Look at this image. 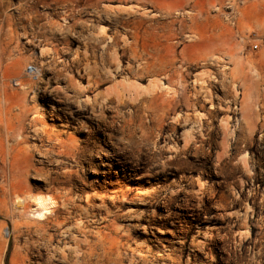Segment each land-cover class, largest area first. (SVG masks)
Returning <instances> with one entry per match:
<instances>
[{"label": "rangeland", "instance_id": "rangeland-1", "mask_svg": "<svg viewBox=\"0 0 264 264\" xmlns=\"http://www.w3.org/2000/svg\"><path fill=\"white\" fill-rule=\"evenodd\" d=\"M165 3H171V7L167 8ZM138 8L147 10L149 15L144 18L136 12ZM103 52L107 57L102 55ZM115 52L120 55L118 58L123 67L117 79L129 76L127 79L147 86V81L157 78L183 97L171 108H176L177 104L183 107L172 110L162 119L157 118L155 112L145 113L133 106H128L127 111L125 108L120 111L110 109L106 112L110 121H107L108 127L102 125L99 130L94 120L87 119L89 109L87 113L77 112L76 100L105 93L112 79L104 76V70H115L116 65L110 56ZM205 56L207 64L202 61ZM142 62L150 63L143 65ZM89 65L97 66L98 74L88 76L89 72L84 68ZM29 66L36 68L38 73L30 74L27 71ZM150 66L154 67L151 69ZM205 68L213 69L221 81L211 85L215 102L219 105L206 125L210 127L211 124L214 129L211 145L192 150L186 156L181 154L175 163L169 164L172 153L164 149V142H169V135L174 132L173 117L176 113L193 114L194 81ZM95 81L99 82L96 86ZM80 86L89 91L83 93ZM55 87H61V104L49 94ZM147 95H142L144 99L141 96V100H149L150 95ZM184 101H187L186 106ZM21 103L25 105L22 109L18 106ZM199 105L205 107L202 112L210 111V104L201 100ZM52 106L62 109L55 111L61 116L60 120L51 114L54 113ZM27 107L30 110L27 111ZM129 108L138 114L131 112V118ZM67 112H73L74 118H70ZM225 118L229 119L235 137L230 158H225L222 168L216 170V155L221 151L218 150L221 140L218 121ZM9 126L14 128L12 134L8 133ZM92 128L95 132L91 134L89 130ZM182 132L180 129L175 136L180 139ZM159 133L162 140H157ZM47 139L55 141L48 143ZM58 140L75 145L81 155L77 154L74 160L69 156H57L61 150L55 146ZM49 147L50 151L53 150L48 153L50 156L46 155ZM0 149V197L11 183L19 181L24 190L32 189L36 193L40 189L38 193L59 196L61 201L68 198L71 203L77 202L72 205L74 217L70 224L80 218L76 209L86 206L87 193L107 200L110 214L96 209L97 218L82 219L95 238L106 235L107 231L115 232L112 235L120 242L122 256L116 250L107 255L99 250L100 258L106 264H129L133 256L135 264H144V261H148L147 264H264V0H0ZM232 156H236L234 160ZM238 158L245 159L247 164L242 165ZM59 159L61 162L58 163ZM229 160L233 164L228 163ZM161 162L168 163L167 172H160ZM122 168L126 169L125 173L120 171ZM149 169L154 173L158 170L154 178L134 180L139 173ZM198 180L207 187L208 193L203 198L195 192ZM147 190H156L158 201L170 196L171 191L177 190L179 194L168 207L156 209V216L151 206H141L142 201H139ZM115 195L120 196L119 200L127 197L130 204L116 208L121 205L111 203ZM92 203L98 208L100 201ZM130 209L143 211L145 221L139 224L128 221V214L133 213L128 212ZM214 215L222 216L223 221L216 223ZM3 220L0 214V221ZM146 220H150L149 223ZM7 222L9 227L5 234L12 231L11 220ZM242 224L248 228L246 237L239 234ZM144 226H149L147 233L143 231ZM196 231L211 232L207 253L191 251L190 243L197 235ZM22 237L15 240L11 236L5 251L0 253L3 255L0 264H52L43 250V259L39 260L35 254L31 256L34 259L30 257V260L23 261L26 251L25 236ZM129 244L130 249L127 248ZM131 248L138 251L133 255ZM97 260V256L93 257L92 263Z\"/></svg>", "mask_w": 264, "mask_h": 264}, {"label": "bare ground", "instance_id": "bare-ground-1", "mask_svg": "<svg viewBox=\"0 0 264 264\" xmlns=\"http://www.w3.org/2000/svg\"><path fill=\"white\" fill-rule=\"evenodd\" d=\"M171 3H165V6L167 8H170ZM137 13H139L140 15L144 16V18H146V16L149 15L148 11L142 8H138L136 10ZM197 19V18H196ZM193 22V20H192ZM195 22V21H194ZM102 40V39H101ZM97 41H100L99 39ZM96 41V42H97ZM103 41L105 42V39H103ZM101 41V42H103ZM112 41V40H111ZM110 42V40H109ZM99 43V42H98ZM108 43V42H106ZM100 45V44H98ZM108 45V44H106ZM104 45V46H106ZM217 45V44H216ZM102 46V45H101ZM103 46V48H104ZM110 46V45H109ZM219 47V46H218ZM106 48V47H105ZM110 49V48H109ZM105 50V49H104ZM86 51V50H85ZM84 51V52H85ZM101 51V50H100ZM106 51V50H105ZM113 51V50H112ZM102 52V51H101ZM108 52V50H107ZM105 54L108 55V53L105 52ZM85 55L87 56V54L85 53ZM89 55V54H88ZM104 55V52L103 54ZM85 56V57H86ZM105 56V55H104ZM111 59L113 60V62L115 63L116 67L115 70H104V73L106 76V78H110L112 79L111 84H109V86H106V90L105 93H96L93 97L87 96L85 99H83L82 101H78L75 99V97H73V99L76 100V102H78V105L75 104V106L77 105V112L80 113H87V110H90V115L87 117V119H91L95 121V125L97 126V128L99 130L100 127L103 125L104 128L105 126H107V117H106V112L110 111V109H112V111L118 110L120 111L122 108H126L128 106H133V108L137 109H142L143 111L146 112H155L157 113V118H164L166 117V115L170 114L172 112V110H177L178 107H183L182 105H178L176 106V108H171L173 106V103H175L178 99H182V95L177 94L178 92L174 91L173 89H169L168 86L162 84L160 82L159 79L157 78H149L150 80L147 81L148 84H146L147 86H143L141 84H139L137 81H132V79H127L129 76H127V78H123L122 80L117 79V77L119 76V73L122 71V62L120 63L118 55L115 53H111ZM83 57V56H82ZM93 57V56H92ZM107 57V56H105ZM154 57V55L152 56ZM156 57V56H155ZM154 57V60H156V58ZM210 58V57H209ZM89 59V58H88ZM108 59V58H107ZM110 59V61H111ZM158 59V58H157ZM220 59V58H219ZM216 60V59H215ZM85 61V60H84ZM91 61V60H90ZM103 61V60H102ZM100 61V62H102ZM109 61V60H108ZM109 61V62H110ZM147 61V60H146ZM149 61V60H148ZM202 61L207 64V58L206 56L202 59ZM213 61V60H212ZM211 61V62H212ZM89 62V61H88ZM104 62V61H103ZM111 62V63H113ZM151 62V61H150ZM150 62H145V63H150ZM154 61H152L153 63ZM201 62V61H200ZM202 62V63H203ZM217 62V60L215 61ZM107 63V62H105ZM113 63V65H114ZM143 65H145L144 62H142ZM209 63V62H208ZM214 63V62H213ZM220 63V62H219ZM91 64V63H90ZM97 64V63H96ZM154 65H156L155 63H153ZM204 64V65H205ZM218 64V63H217ZM95 65V64H94ZM99 62L97 64V66L99 67ZM152 65V64H150ZM211 65V64H210ZM97 66H95V68L93 66H88L84 69H86V72L88 74V76H91L92 74L94 75V73H97ZM112 66V65H111ZM140 66V65H138ZM137 66V68H138ZM147 66V65H146ZM158 66V65H156ZM155 66V67H156ZM207 66V65H206ZM102 67V66H101ZM145 66H142V68ZM154 67V66H153ZM153 67L150 66V68L152 69ZM213 67H216V65H214ZM108 68H110L108 66ZM207 68V67H206ZM206 68L202 71L203 73L200 74L199 76L196 77L195 79V85L193 87L194 89V101L192 102V108L193 110V114L191 113H186V114H180V113H174L175 116L173 117V123H174V132L172 133V135H169V142H164V149L169 151L168 153H172V155L169 157L171 162H168L169 164L176 161L178 159V157L182 154L185 156L192 152V150H198L201 147H204V145H211V141H210V137H211V132L214 130L213 127H206V125L208 124V119H211L213 116L212 114L216 111V108L219 107L218 104H216L215 102V94L213 93V91L211 90V85L214 86L217 85L218 83H221L220 81V77L217 76V73L212 72L214 71L213 69L209 68L206 70ZM219 68V67H218ZM104 69V68H103ZM128 69V68H127ZM145 69V68H144ZM150 69V71H151ZM157 69V68H156ZM211 69V70H210ZM215 69V68H214ZM100 70V69H99ZM139 70V69H138ZM137 70V71H138ZM155 70V68L153 69ZM216 70V69H215ZM67 71V70H66ZM102 71V70H101ZM143 71V70H142ZM149 70H147L148 72ZM157 71V70H155ZM125 72V71H124ZM146 72V71H145ZM218 72V71H217ZM38 73V71H36V74ZM58 73V72H57ZM122 73V72H121ZM155 73V72H154ZM153 73V74H154ZM159 73V71H158ZM40 74V73H39ZM38 74V75H39ZM96 74V75H97ZM132 74V73H131ZM150 74V73H149ZM148 74V75H149ZM224 74V73H223ZM92 75V76H93ZM124 75V74H123ZM136 76V75H135ZM152 76V75H151ZM158 76V75H157ZM156 76V77H157ZM220 76V75H219ZM84 78V77H83ZM89 78V77H88ZM98 78V76H97ZM104 78V79H106ZM137 78V77H136ZM90 79V78H89ZM94 79V78H93ZM139 79V78H138ZM141 79V78H140ZM98 80V79H97ZM109 81V79H107ZM106 80V81H107ZM137 80V79H136ZM142 80V79H141ZM181 80V79H180ZM82 81V80H81ZM91 81V80H89ZM93 81V80H92ZM101 81V80H100ZM182 81H185V79ZM181 81V82H182ZM93 83V82H92ZM97 84H99L98 81H95L94 86H96ZM70 85V84H69ZM91 85V83H89V86ZM87 86V85H86ZM85 86V87H86ZM89 86H87L89 88ZM93 86V87H94ZM100 86V85H99ZM81 87V86H80ZM83 88V86L81 87V91L83 93H85V91H89L88 89ZM56 88V89H55ZM53 88V90L51 89V91H49L50 95L53 97V99L55 100V102H57L58 104H61L63 101L59 98V94L61 93L60 88L58 89L57 87ZM102 88V87H101ZM34 90V89H33ZM91 90V89H90ZM35 91V90H34ZM63 91V90H62ZM66 91V90H65ZM142 92V94H141ZM147 95H150V99L149 100H141V96L145 95L144 93ZM36 93V92H35ZM34 93V94H35ZM64 93V92H63ZM67 93V92H66ZM80 93V92H79ZM154 93H157L159 96L155 97ZM62 94V93H61ZM65 94V93H64ZM70 95V94H69ZM147 95V97H148ZM36 94L33 96V98L35 99ZM64 97H68L65 96ZM63 97V98H64ZM78 97V96H76ZM81 97V96H80ZM72 98V97H71ZM143 98V96H142ZM33 99V100H34ZM71 99V100H73ZM144 99V98H143ZM147 99V98H146ZM67 100L69 101V97L67 98ZM70 100V101H71ZM203 101L207 104H210V111H208L207 113H204L202 111H205V107L204 105H199L200 101ZM36 101V100H35ZM74 101V100H73ZM72 101V102H73ZM22 102V101H21ZM185 102V106L187 105V101ZM65 103V102H64ZM113 104H115L116 106L113 107ZM204 104V103H203ZM67 105V104H66ZM65 105V106H66ZM70 105V104H69ZM18 106L22 109L23 107H25V105L23 103L18 104ZM56 106V105H55ZM71 106V105H70ZM74 106V107H75ZM59 108V107H58ZM67 108V107H66ZM71 108V107H69ZM51 109L54 111V113L52 112L51 114L54 115L55 117H57L56 119L60 120L61 116L59 115V113H55V111L57 112V110H61L62 109H57V107L55 108L54 106L51 107ZM57 109V110H56ZM130 109V108H129ZM134 109V110H135ZM219 109V108H218ZM30 110L27 107V111ZM64 110V109H63ZM124 110V109H123ZM128 110V108H127ZM126 110V111H127ZM132 112V110L130 109L129 111V115L132 118V113H137V111ZM182 110V109H181ZM23 112V110H21ZM20 111V113H22ZM70 111V110H69ZM117 111V112H118ZM142 111V112H143ZM51 112V111H50ZM76 112V111H75ZM124 112V111H123ZM177 112V111H176ZM189 112V111H188ZM217 112V111H216ZM70 118H74V113L73 112H67ZM113 113V112H111ZM116 113V112H115ZM122 113V112H121ZM153 113V115L155 114ZM79 114V113H78ZM110 114V113H108ZM138 114V113H137ZM149 114V113H148ZM22 115V114H21ZM50 115V114H49ZM123 115V114H122ZM120 115V117L122 116ZM136 114H134L135 116ZM152 115V116H153ZM156 115V114H155ZM36 116V114H35ZM34 116V117H35ZM133 116V117H134ZM147 116V114H146ZM151 116V115H150ZM215 116V115H214ZM125 117V115L123 116ZM122 117V118H123ZM128 117V116H127ZM149 117V116H148ZM155 117V116H154ZM211 117V118H210ZM38 118V117H37ZM37 118H33L35 121H37ZM79 118V117H78ZM32 119V120H33ZM53 119V118H51ZM125 119V118H124ZM215 119V118H214ZM2 120V119H1ZM63 120V119H62ZM61 120V121H62ZM158 120V119H157ZM35 121H33L35 123ZM126 121V120H125ZM155 121V119L153 120ZM210 121V120H209ZM12 122V121H11ZM87 122V121H85ZM93 122V121H92ZM218 130L220 131V136H221V140H220V147L218 148V150L220 149L221 151L219 153H217L216 155V170L218 168H222L223 163L225 162V158H227V160L230 158V153H231V148L232 147V142L233 138L235 137V131L231 130L232 128L229 125V119H222L221 121H218ZM81 123V122H80ZM110 123V121H109ZM32 123L30 122V125ZM78 124V123H77ZM89 124V123H88ZM109 125V124H108ZM111 125V124H110ZM109 125V126H110ZM12 126V125H11ZM11 126H9L8 129V133L12 134L14 131V128H12ZM15 126V125H14ZM32 126V125H31ZM37 126V125H36ZM66 128H69L67 125H63ZM83 127V126H82ZM108 127V126H107ZM113 127V125L111 126ZM171 127V126H170ZM215 127V126H214ZM71 128V127H70ZM89 128V127H88ZM110 128V127H109ZM23 129V128H22ZM37 129V128H36ZM82 129V128H81ZM180 129L183 130L180 139L177 138L175 136V133L178 132ZM216 129V130H217ZM35 130V129H34ZM33 130V131H34ZM38 130V129H37ZM77 130V129H76ZM83 130V129H82ZM94 129L92 128V130H89V132L92 134ZM107 130V129H106ZM110 130V129H109ZM85 131V130H84ZM219 131H216L219 134ZM38 132V131H36ZM98 132V131H96ZM106 132V131H105ZM7 133V134H8ZM62 134V132H59ZM110 133V132H109ZM149 133V132H148ZM147 133V134H148ZM40 133H37V135ZM60 134V135H61ZM101 134V133H100ZM106 134V133H105ZM21 135V134H20ZM96 135V134H95ZM111 135V134H109ZM40 136V135H39ZM49 136V135H48ZM53 136V135H52ZM56 136V135H55ZM41 137V136H40ZM39 137V138H40ZM107 137V136H106ZM162 134L159 133L157 136V140H159V138L161 139ZM50 138V137H49ZM48 138V139H49ZM57 138V137H55ZM91 138V137H90ZM95 138V137H94ZM168 138V137H167ZM213 138V137H212ZM51 142L53 141L51 139ZM215 139V138H214ZM220 139V138H219ZM236 139V138H235ZM94 140V139H93ZM162 140V139H161ZM55 141V140H54ZM53 141V142H54ZM57 141V140H56ZM149 141V140H148ZM45 142V139H44ZM52 142V143H53ZM85 142V141H84ZM87 142V140H86ZM105 142V140H104ZM172 142V144L170 143ZM42 143V141H41ZM56 143V142H55ZM64 143V142H63ZM62 142H60L58 140L57 144L55 146H57L58 148H60L61 150L59 151V153H57V156L59 155L60 157L63 156H69L72 157L73 160L76 158L77 154H79L80 149L76 148L75 145H69L68 144H63ZM66 143V142H65ZM101 143V142H100ZM180 143H182V147H180ZM71 144V143H70ZM98 143L96 144L97 147ZM88 146V145H86ZM156 146V143H155ZM213 146V145H212ZM16 147V146H15ZM56 147V148H57ZM82 147V146H81ZM101 147V146H100ZM153 147V146H152ZM54 148V147H53ZM55 148V149H56ZM88 148V147H86ZM210 148V147H209ZM19 149V148H18ZM46 149V148H45ZM163 149V148H162ZM1 150V149H0ZM37 150V149H34ZM40 150L41 147H40ZM160 150V149H159ZM202 150V149H201ZM200 150V151H201ZM48 151V152H47ZM87 151V150H86ZM91 151V150H90ZM101 151V150H100ZM103 151V149H102ZM240 151V150H239ZM39 152V151H38ZM47 152V153H46ZM46 155L51 154L53 152L50 151V147L49 150L47 148L46 150ZM55 152V151H54ZM57 152V149H56ZM55 152V154H56ZM82 152V151H81ZM85 152V151H84ZM93 152V151H92ZM162 152V150H161ZM203 152V151H202ZM205 152V151H204ZM42 153V152H40ZM39 153V154H40ZM90 153V152H89ZM94 153V152H93ZM100 153V152H99ZM159 153V152H157ZM196 153V152H195ZM207 153V152H206ZM9 154V153H8ZM43 154V153H42ZM91 154V153H90ZM95 154V153H94ZM109 154V153H108ZM194 154V153H193ZM192 154V155H193ZM1 155V153H0ZM41 155V154H40ZM81 155V153L79 154ZM88 155V154H87ZM86 155V156H87ZM107 155V154H106ZM195 155V154H194ZM199 155V153L197 154ZM201 155V154H200ZM205 155V154H204ZM232 155V154H231ZM4 156V155H3ZM44 156V155H42ZM50 156V155H48ZM53 156V155H51ZM93 156V155H92ZM91 156V157H92ZM111 156V155H110ZM119 156V155H118ZM148 156V155H147ZM1 157V156H0ZM6 157V156H5ZM47 158V156H45ZM198 157V156H197ZM205 157V156H204ZM234 157V156H232ZM231 157V160H232ZM236 157V156H235ZM235 157L233 158V160L235 159ZM242 157V156H241ZM14 158V157H13ZM68 158V157H67ZM81 158V157H80ZM114 158V157H113ZM119 158V157H118ZM149 158V156H148ZM3 159V158H2ZM15 159V158H14ZM51 159V158H50ZM55 159V158H54ZM64 159V158H62ZM137 159V158H136ZM239 159V158H238ZM57 160V159H56ZM93 160V158H92ZM119 160V159H118ZM121 160V159H120ZM138 160V159H137ZM159 160V159H158ZM232 160V161H233ZM245 159H239V163H241L242 165H246V161H244ZM64 161V160H63ZM69 161V160H68ZM79 161V160H78ZM160 161V160H159ZM230 161V160H229ZM232 161L228 162V163H232ZM9 162V161H8ZM16 162V161H15ZM58 163L61 162V160L59 159L57 161ZM119 162V161H117ZM167 162V161H166ZM166 162H161V171L160 172H167L168 170V163ZM236 162V160H235ZM234 162L235 165H237ZM4 163V161H3ZM79 163V162H78ZM123 164V162H121ZM175 163V162H174ZM63 164V163H62ZM66 164V163H65ZM240 164V166H241ZM16 165V164H15ZM59 165V164H58ZM78 165V164H77ZM120 165V162H119ZM139 165V164H138ZM159 165V164H157ZM226 165V164H225ZM224 165V168H225ZM228 165V164H227ZM19 166V165H18ZM80 166V165H79ZM231 166V165H230ZM2 167V166H1ZM15 167V166H14ZM124 167V166H123ZM137 167V166H136ZM156 167V165H155ZM160 167V166H159ZM247 170H248V165L246 166ZM245 167V170H246ZM139 168V167H137ZM154 168V167H153ZM223 168V169H224ZM234 168V166H233ZM236 168V167H235ZM238 168V167H237ZM244 168V167H243ZM242 168V169H243ZM16 169V168H14ZM127 169V167H126ZM125 168H122L120 171L122 172H126ZM131 169V168H130ZM143 169V168H142ZM158 169V168H157ZM222 169V170H223ZM226 169V168H225ZM224 169V170H225ZM229 169V168H228ZM241 169L242 172H244ZM144 170V169H143ZM156 170V169H153ZM246 172L248 173L249 170ZM135 171V170H134ZM158 171V170H157ZM152 172V170H147L144 173H139V177H135L134 180L139 182L145 178H154L155 175L157 174ZM221 171V170H220ZM230 171V170H228ZM28 172V171H27ZM131 172V171H130ZM222 172V171H221ZM231 172V171H230ZM219 173V172H218ZM28 174V173H27ZM217 174V173H216ZM223 174V173H221ZM131 175V174H130ZM16 178V177H15ZM22 179L20 178V181ZM49 181V180H47ZM19 183V181H18ZM18 183H11L9 186L10 188L7 189L3 196L0 197V214H2V217L4 218L3 221H0V253H3L6 249V247L8 246L9 240L11 238V236H13V238L15 240H17V238L19 239V237L21 236H25V243H24V249L26 251V254L24 256L23 261L28 260L31 256L33 257V255H37L36 258H38L39 260L43 259V254L41 253V251H45V256L47 257L49 263L54 264V262H57L58 264H93L92 263V259L93 257L97 256V261L94 264H106L104 263L103 259L100 258L101 255H99V250H102L103 253L105 255L107 254H111V252L114 254L116 250L117 253L122 256L120 254V242L119 241H115V236H113L112 234L115 233L113 231H110V233L107 231L106 235L103 234H98L99 237H94L93 234H91L90 230L88 231L89 228H87L88 226L85 225L84 221L82 219H89V218H95L97 216L96 213H94V211L96 209H100V210H106L107 213L110 214V208L107 206L108 202L105 198H100L98 199L97 197L94 196V194L90 195L89 193H87L86 195V206L81 205L78 209H76L78 211V216L80 217L79 219L76 220L75 223H71L70 224V219L74 217V212H73V208L72 205L74 203H71L68 198H65L64 200H60L59 196L58 198L51 195V194H44L46 192H43V194L38 193L40 189H38V192H34L31 188V190H24L22 188H20V185ZM50 183H52V180H50ZM23 184V183H22ZM83 185V184H82ZM81 185V186H82ZM87 185V184H85ZM91 185V184H90ZM47 186V185H46ZM180 185H178L179 187ZM197 187V191L195 190L196 194L200 196V198H203L204 195L207 192V187L205 183H202L200 180H198V183L196 185ZM83 187V186H82ZM89 187V186H88ZM92 187V186H91ZM29 188V187H28ZM43 188V187H42ZM45 188V187H44ZM84 188V187H83ZM101 188V187H100ZM80 189V188H79ZM90 189V188H89ZM148 189V188H147ZM155 189V188H153ZM161 189V188H160ZM173 189V187H172ZM171 189V190H172ZM182 189V188H181ZM184 189V188H183ZM3 190V189H2ZM42 190V189H41ZM45 190V189H44ZM86 190V189H85ZM91 190V189H90ZM94 190V189H93ZM179 190V189H178ZM47 191V190H46ZM96 190H94L95 192ZM159 191V190H158ZM180 191V190H179ZM179 191L176 192L175 191H171L170 196H167L166 198L161 199L162 201H158L156 198V196L158 195L156 192V190H150V191H144L141 195H143L142 197L139 198V201L141 202V206H151L150 209L152 208V213L155 214L156 209L160 208V207H168V205H170V203L174 200V198L179 194ZM49 192V191H47ZM68 192V191H67ZM70 192V191H69ZM79 192V191H78ZM86 192V191H85ZM93 193V191H91ZM162 192V191H161ZM159 192V193H161ZM165 192V191H164ZM167 192V190H166ZM186 192V190H185ZM184 192V193H185ZM188 192V191H187ZM194 192V191H193ZM73 193V192H70ZM168 193V192H167ZM182 193V192H181ZM190 193V192H189ZM188 193V194H189ZM208 193V192H207ZM68 194V193H67ZM96 194V193H95ZM98 194V193H97ZM123 194V193H122ZM163 194V193H162ZM183 194V193H182ZM187 194V193H186ZM187 194V195H188ZM195 194V193H194ZM78 195V194H77ZM125 195V194H124ZM83 196V195H82ZM97 196V195H96ZM123 196V195H121ZM162 196V195H161ZM160 196V197H161ZM166 196V194H165ZM190 196V195H189ZM62 197V196H61ZM65 197V196H63ZM74 197V196H73ZM72 197V198H73ZM120 196H116L112 197V204H115V202L119 203L121 206H118L116 208H121L124 207L127 204H130L129 201L127 200V197H123L122 199L119 200ZM159 197V196H157ZM71 198V199H72ZM76 198V197H75ZM138 198V197H137ZM178 198V197H177ZM185 200H188L187 196H184ZM81 199V198H80ZM199 199V197H198ZM77 200V199H76ZM83 200V199H82ZM138 200V199H137ZM73 201V200H72ZM78 201V200H77ZM81 201V200H80ZM84 201V200H83ZM93 201H100V203L97 204L98 208H95L93 205ZM200 201H202V199H200ZM204 201V200H203ZM190 202V201H189ZM77 203V202H76ZM75 203V204H76ZM79 203V202H78ZM74 204V205H75ZM96 204V203H95ZM132 204V202H131ZM136 204V203H135ZM140 204V203H139ZM172 204V203H171ZM189 204V203H188ZM77 205V204H76ZM111 205V204H109ZM187 205V204H185ZM134 206V205H133ZM75 207V206H74ZM137 207V205H136ZM76 208V207H75ZM61 209H63L64 212L61 211ZM143 210V209H142ZM167 210V209H166ZM98 211V210H97ZM121 211V210H120ZM133 212L132 215L128 214V221H137L136 223H142L143 221H145L144 219V213L139 212L138 209L133 210L130 209L128 210V212ZM141 211V209H140ZM168 211V210H167ZM127 212V213H128ZM66 214V216H62L63 214ZM170 213V212H169ZM173 214V213H172ZM106 215V213H105ZM130 215V216H129ZM150 215V214H148ZM147 215V216H148ZM156 215V214H155ZM154 215V216H155ZM168 215V214H166ZM174 215V214H173ZM77 216V217H78ZM110 216V215H109ZM153 216V217H154ZM157 216V215H156ZM166 217V216H165ZM169 217V216H168ZM97 218V217H96ZM110 218V217H109ZM158 218V217H157ZM156 218V219H157ZM161 218V217H160ZM159 218V219H160ZM167 218V217H166ZM213 220H216V223L220 224V222L223 221V217L222 216H215L214 215ZM164 219V218H163ZM174 219V218H173ZM8 220H11V224H12V231L9 234H5V230L9 227V223L7 222ZM91 220V219H90ZM103 220V219H102ZM105 220V219H104ZM126 220V219H125ZM96 221V220H95ZM107 221V220H106ZM150 221V220H149ZM148 220H146V222L149 223ZM160 221V220H159ZM93 222V221H92ZM99 222V221H98ZM90 223V222H87ZM135 223V224H136ZM151 223V222H150ZM156 223V222H155ZM225 223V222H224ZM246 223V222H245ZM107 224V222H106ZM105 224V225H106ZM112 224V223H111ZM104 225V226H105ZM150 226V224H148ZM174 225V224H173ZM214 225V224H213ZM244 226H241L239 228V226L237 228H239V234L241 236H245L247 234V230L248 228H246L247 226L245 224H242ZM149 226H144L143 227V231L144 233H147L148 227ZM237 226V225H236ZM90 227V226H89ZM234 227V226H233ZM107 228V227H104ZM204 229V228H203ZM214 229V228H212ZM111 230V229H109ZM10 231V230H9ZM50 231H54V232H58L56 234H49ZM216 231V230H215ZM93 232V230H92ZM99 232V231H98ZM101 232V231H100ZM197 232V231H196ZM238 232V231H237ZM95 233V232H94ZM119 234V233H118ZM96 235V234H95ZM249 235V234H248ZM118 236V235H117ZM237 236V235H236ZM211 237V232L209 231H198L197 235L193 237L192 242L190 243V247H191V251L193 253L198 252V253H204L206 252L207 248V240L208 238ZM23 238V237H22ZM58 238V239H57ZM95 238V240L93 239ZM117 238V237H116ZM240 238V237H239ZM242 238V237H241ZM120 239V238H119ZM14 240V241H15ZM211 240V238H210ZM213 240V239H212ZM16 242V241H15ZM127 244V242H125ZM124 244V243H123ZM125 244V245H126ZM126 247V246H125ZM130 244H129V248L130 249ZM141 247V246H140ZM124 248V247H123ZM132 249V248H131ZM125 250V248L123 249ZM150 250V249H149ZM24 251V250H23ZM114 251V252H113ZM126 251V250H125ZM132 251V254H135V251H138L137 249H132L130 250V252ZM148 251V250H147ZM146 251V252H147ZM164 251V250H163ZM101 252V251H100ZM122 252V251H121ZM151 252V251H150ZM44 253V252H43ZM127 253V252H126ZM161 253V252H160ZM207 253V252H206ZM205 253V254H206ZM129 254V252H128ZM133 254V255H134ZM140 254V253H139ZM138 254V255H139ZM151 254V253H150ZM35 255V256H36ZM117 255V254H116ZM170 255V254H169ZM189 255V254H188ZM127 256V255H126ZM143 256V254H142ZM141 256V257H142ZM152 256V255H151ZM160 256V254H159ZM167 256V255H166ZM190 256V255H189ZM188 256V260L190 259V257ZM195 256V255H194ZM210 256V254H209ZM212 256V255H211ZM3 257V255L1 254L0 258ZM23 257V256H21ZM31 257V258H32ZM107 257V256H106ZM134 257V256H133ZM132 257L131 259V263L129 264H135V259ZM140 257V256H139ZM148 257V256H147ZM163 257V256H162ZM169 257V256H167ZM197 257V256H196ZM208 257V254L207 256ZM110 258V257H109ZM135 258H137L138 261V257L135 256ZM144 258V257H143ZM160 258V257H159ZM193 258V257H192ZM34 259V258H32ZM96 259V258H95ZM94 259V260H95ZM105 259V258H104ZM140 259V258H139ZM154 259V258H153ZM16 260V259H15ZM30 260V259H29ZM37 260V259H36ZM156 260V259H155ZM154 260V261H155ZM196 260V259H195ZM2 261V259H1ZM21 261V260H20ZM47 261V260H46ZM162 261V260H160ZM166 261V260H165ZM37 262V261H36ZM39 262V261H38ZM148 261H144V264H147ZM158 262V261H157ZM164 262V261H163ZM190 262V261H189ZM16 263V262H15ZM14 263V264H15ZM19 262H17L18 264ZM48 263V262H47ZM137 263V262H136Z\"/></svg>", "mask_w": 264, "mask_h": 264}, {"label": "built area", "instance_id": "built-area-1", "mask_svg": "<svg viewBox=\"0 0 264 264\" xmlns=\"http://www.w3.org/2000/svg\"><path fill=\"white\" fill-rule=\"evenodd\" d=\"M255 48H257V47L255 46ZM27 71H29L30 74H36L37 70L33 66H29Z\"/></svg>", "mask_w": 264, "mask_h": 264}]
</instances>
